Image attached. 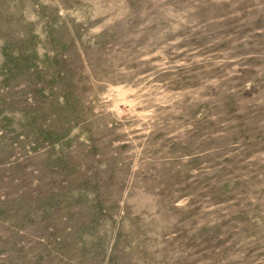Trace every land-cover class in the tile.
Listing matches in <instances>:
<instances>
[{
    "label": "rangeland",
    "instance_id": "1",
    "mask_svg": "<svg viewBox=\"0 0 264 264\" xmlns=\"http://www.w3.org/2000/svg\"><path fill=\"white\" fill-rule=\"evenodd\" d=\"M0 264H264V0H0Z\"/></svg>",
    "mask_w": 264,
    "mask_h": 264
}]
</instances>
